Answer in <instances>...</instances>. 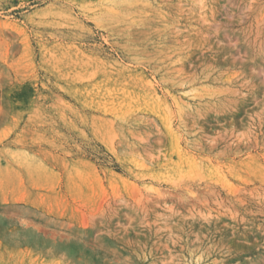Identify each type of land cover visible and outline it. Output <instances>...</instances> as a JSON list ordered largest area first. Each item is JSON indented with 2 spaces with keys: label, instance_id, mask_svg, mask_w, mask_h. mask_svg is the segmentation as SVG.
Listing matches in <instances>:
<instances>
[{
  "label": "rangeland",
  "instance_id": "obj_1",
  "mask_svg": "<svg viewBox=\"0 0 264 264\" xmlns=\"http://www.w3.org/2000/svg\"><path fill=\"white\" fill-rule=\"evenodd\" d=\"M0 264H264V0H0Z\"/></svg>",
  "mask_w": 264,
  "mask_h": 264
}]
</instances>
